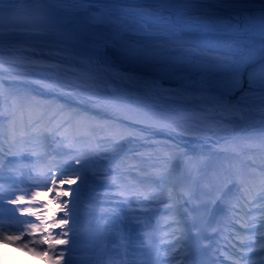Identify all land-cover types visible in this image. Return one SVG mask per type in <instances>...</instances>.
<instances>
[{"label":"rangeland","instance_id":"rangeland-1","mask_svg":"<svg viewBox=\"0 0 264 264\" xmlns=\"http://www.w3.org/2000/svg\"><path fill=\"white\" fill-rule=\"evenodd\" d=\"M104 6L113 9L115 15L124 17L127 21L138 20L144 15V9L153 12L159 9L156 3H143L142 0H120L118 3H108ZM169 10L167 11L173 20H176L179 15L181 23L195 24L197 17L202 20L221 18L210 16L196 3H189L186 7L178 4L177 8ZM256 12L252 11L248 14L255 15ZM240 23L243 25V16ZM152 31L159 32L162 29L153 28ZM219 36H228L231 40L248 37L246 34L233 36L192 31L186 33L185 38L179 41L169 40L163 35L155 40L170 53L215 63L216 57L211 55L215 51L206 52L201 46L211 42V38ZM228 50L233 51L231 47H225L223 53ZM195 51H198L199 55L194 56ZM37 60L38 58L33 57L26 62L33 63ZM41 63L45 67L46 63ZM35 64L18 66L1 63L0 65V113L9 118L8 125L6 123L8 134L13 124L19 130L24 128L28 138H33L44 130L49 140H52L51 137L58 138L53 151L63 153L62 151L69 149L75 152L79 149L78 147H82L80 149L88 150L87 154H91L81 158H64L56 163L57 166H51L52 169L40 168L36 173L38 179L42 176L47 177L45 181L39 180L34 184L35 186L39 184L34 192L44 193L40 197L44 198V204H48L44 218L46 219V214L51 212L52 218H64L69 221L63 229L55 228V232L52 233L56 239L68 240L67 244L55 245V254L64 252L61 264H96L97 261L100 264H116L115 261L107 263L104 260L107 257H115L123 250L120 248V240L124 239L127 240L125 254L131 260L137 261L142 257L141 238L146 239L150 236L149 228L156 222H162L159 225V238L153 244L160 250L158 255L161 264H182L180 253L183 248L177 245L181 235L179 227L173 225L176 223L173 217L168 218L171 212L174 211L182 217V222L184 221L187 225L191 237L195 238L202 225L200 221L206 225L205 214L207 210L213 208L215 203L212 201L222 200L215 199L221 187L218 180L221 174L235 175L242 172L245 175L250 170L252 174L246 177H249L252 182L253 192L259 191V177L261 173H264V140L262 138L264 129L262 127L254 131H241L242 135L237 139L228 138L231 136V125L218 126L213 123H203L199 119L189 120L182 126L185 133H195L192 137L181 135L170 129L147 128L126 121L121 117L120 112L114 114L95 104L89 99L92 94L85 93L77 82L72 81L65 74L60 75L57 82L59 85H57L48 78L41 77L40 74L28 73L30 69L35 72L41 71ZM260 66L253 69V72L258 71ZM254 83L264 87L259 77ZM20 84L28 85L40 93H53L68 102L84 105L87 111L103 113L105 119L94 122L84 114L72 117L70 113L64 112L62 105H51V102L43 103L30 98L21 104L23 89ZM263 91L264 88L254 95L264 98ZM262 98L250 99L248 103L254 106L262 105L260 102ZM253 115L256 117L264 115V111L254 112ZM61 130L64 133L59 137L57 131ZM22 137L24 136L17 133L16 140H8L9 145H5L3 149L18 147L20 143L13 142ZM67 141L70 143L67 144ZM0 153L3 154L1 151ZM29 156L34 158L30 154ZM185 156L190 160L183 166ZM6 157L10 159L14 156ZM76 159H80L81 163L76 164ZM87 162L91 164H86ZM73 165L75 167L71 170L72 173L57 179L58 184L64 178H75L77 175L82 177L72 185L66 184L64 188L65 191H69V195L62 196L61 202H67L68 208L71 209L70 216L65 217L56 204L50 201L47 188L52 186L51 179L54 178L56 170H62L64 167L70 170ZM130 174L142 177V184L137 185L140 186L139 189H130L131 183H126L127 185L118 183V179L128 180ZM194 177H196L195 183H193ZM178 179H181V184L176 186ZM233 185L238 188L235 183ZM228 187L223 190L222 197L227 193ZM116 188L123 192L130 189L134 194H129L130 197L125 198L114 191ZM75 189H79L78 194L74 191ZM186 192L192 193V202L188 201ZM244 199L250 207H242L240 216L232 220L231 230L227 232L228 240L224 241L227 246L225 244L222 246L229 251L230 255H221L220 264H264V250L259 248V244L254 240L241 242V238L245 236L260 239V233L264 231V228L260 227L261 218L264 217V207H261L264 205V200L256 196L252 203H248L247 198L244 197ZM203 204L204 206L206 204L208 208L206 211L201 210ZM40 207V203H36V208ZM199 212L203 215V220ZM210 216L211 211L206 214V221L210 220ZM244 222H248L249 227L242 228L241 224ZM253 223L255 227H252ZM122 229L127 231L121 238L120 230ZM205 230L209 231V228ZM63 232H68V236L64 237ZM37 235L40 236V233L37 232ZM92 238H98L101 242L93 244ZM28 242V239L23 238L20 244ZM20 250L24 251L22 248ZM143 255L149 258V249L145 250ZM4 256L6 260H8L7 256L11 257L9 253ZM39 259L43 264H49L47 256L39 257ZM8 261L12 264L11 260ZM148 262L152 263V260Z\"/></svg>","mask_w":264,"mask_h":264},{"label":"bare ground","instance_id":"bare-ground-1","mask_svg":"<svg viewBox=\"0 0 264 264\" xmlns=\"http://www.w3.org/2000/svg\"><path fill=\"white\" fill-rule=\"evenodd\" d=\"M0 7L6 10H12L17 12H24L26 10H38V11H53L62 14L72 15L87 22L88 13L84 12L83 10H76L78 6L73 5L71 3H64L62 0H4L3 4H0ZM95 6L89 9V12L94 11ZM117 16V15H116ZM118 17V16H117ZM48 39V40H47ZM45 40L49 41L46 42ZM52 41V43H51ZM152 45H159V42L153 39L149 41ZM162 54L164 57H176L181 56L174 53H170L167 50L162 49ZM39 56V57H38ZM83 56V57H81ZM90 52L84 49L80 43V36L73 34L68 31H42L39 33H18V32H0V65L1 63L7 64H16L18 66H30L35 64L41 70L40 72H35V70H29L28 73L32 74H40L41 77L48 78L51 80L52 83H56L59 85L58 78L61 74H65L69 77L72 81L77 82L80 87L83 89L85 93H91L93 96L95 95H103L104 93L108 92L109 96L103 97L106 100L113 101L118 103L121 106L120 112H125L126 114L132 115L138 112L135 103L131 104L129 99H124L122 94L119 95L115 92V89L118 91V88L121 87L124 82V78L126 77L127 70H144L148 72V75L151 76L157 83L160 85L161 89H167L169 92L174 93V97L170 98L166 95H162L160 100L165 102L173 101L177 102L180 99H185V105L191 104V99L187 98L193 94L191 91L193 87H196L198 83H195V76L196 71L205 72L207 73H216V75H222L221 73L214 72L210 65L214 64L207 61L197 60L191 56H188L189 62L183 66H173L171 65L170 60H164L162 63L158 64L155 67H142L139 64L133 63L128 59L122 57L116 50L111 49L110 53H107V57L109 62L112 65V68L118 70L119 75L115 74L113 70L108 69L104 64H98L95 60H89ZM38 58L37 61L26 62V60H31L32 58ZM42 59V61H41ZM51 61V62H50ZM46 63L45 67L44 64ZM50 62V63H48ZM245 73V72H244ZM139 76V75H138ZM184 76V80L181 77ZM247 75L244 76L245 85L249 90H262L264 87L259 86L258 84L254 83L252 88H249L248 81L246 79ZM207 83H212L215 86L216 82L219 79L211 78V77H203ZM183 82H189L188 89L183 88L180 86ZM26 88V87H25ZM158 91H162L158 88ZM167 91V92H168ZM111 92V93H109ZM166 92V90L164 91ZM264 92V91H263ZM121 93V92H120ZM196 93V92H194ZM255 93H248L246 96H249L248 99L251 97H257L254 95ZM253 95V96H252ZM28 97V94L23 93L21 97ZM25 97V98H27ZM191 97V96H190ZM24 98V99H25ZM259 99V97H258ZM175 100V101H174ZM245 98L239 99V103L242 105H248L251 107V104L248 103ZM27 100H21V104H24ZM54 105H69L67 102L65 103L61 97H56L52 101ZM253 107V106H252ZM258 107V106H257ZM263 108V107H262ZM251 120L257 121L256 118L251 117ZM3 117L0 114V130L3 125ZM232 121V129L237 127L236 122L239 121L238 117H234L233 119L228 120V122ZM245 126L237 132L246 131L244 130ZM234 132L233 134L237 133ZM41 140H45L48 143V147L53 149L54 141H48L44 134L42 133L40 136L34 138V145L29 146L30 151L32 152L34 149L37 148V145ZM24 144V143H23ZM26 146V144H24ZM28 147V146H27ZM48 148V149H49ZM20 154H16L19 153ZM84 152V151H81ZM23 150L21 151L20 147L14 151V155L12 159H9L7 163H2L0 166V232H3L7 235H18L21 232L28 231V224L24 223L25 221H32L36 223V219L29 213H25L21 215L20 210L28 207H32L36 209V203H40V206L44 204V198L39 197L35 204H29V201L32 199V190L31 188L33 185L31 184L33 179V175H31V168L30 166L33 164L37 165L36 159L31 157H25L23 154ZM95 153V152H94ZM54 158H59L57 153H54ZM19 164H23L18 166ZM25 169V170H23ZM65 187V185L63 186ZM22 189H25L24 192ZM17 197L22 198L21 206L18 204H13L10 201L17 199ZM231 198L230 196L224 197L220 202L216 203L214 209L219 213H225L224 207L230 204ZM240 202V201H239ZM18 206V208H14ZM12 207V208H11ZM11 208V209H9ZM51 212H48L46 215V219L51 222ZM4 220L10 221V223H3L1 222ZM185 227H187L185 225ZM203 224L200 226L199 237L196 241L190 238V240L186 244V250L191 251L190 258L192 264H213L209 258L201 259L200 256L202 251H193L196 250L195 245L196 242L202 241L204 239H209L210 236L206 237L205 231H203ZM53 233L55 229H50ZM126 232V229L120 230V237L122 238L124 235L123 233ZM158 232L157 224H153L151 227V236L149 239H141L140 248L142 257H140L137 261H133L128 257L124 249H127V240H123L121 242L120 248L123 249L119 254L115 255V257H107L104 261L110 263L115 261L116 264H161V260L159 258L160 250L153 246L155 242V238ZM39 236L37 233L33 234L32 237H27L28 240H35L38 239ZM23 240V239H22ZM21 240V241H22ZM21 241L17 243L20 244ZM194 244H193V242ZM101 242L98 238H92L91 243L97 244ZM201 244V243H199ZM47 246V245H46ZM207 244L203 245V248H208ZM190 248V249H189ZM155 250V254L150 252L149 258L143 255L144 251L146 250ZM9 253L11 255L7 256L8 260H11L12 264H43L38 256H33L31 253H25L24 251L15 248L12 245H5L0 244V264H9V261L6 260L4 254ZM4 256V257H3ZM151 262H148L149 260ZM188 260L185 259V263H188ZM202 261V262H201ZM96 264H100L97 261Z\"/></svg>","mask_w":264,"mask_h":264},{"label":"snow or ice","instance_id":"snow-or-ice-1","mask_svg":"<svg viewBox=\"0 0 264 264\" xmlns=\"http://www.w3.org/2000/svg\"><path fill=\"white\" fill-rule=\"evenodd\" d=\"M4 0H0V4H3ZM64 3H71L78 6L76 10H83L88 13L87 24L96 29H100L99 33H93L90 36L82 34L80 36L81 46L90 52L89 60H95L98 64H104L108 69L114 71L119 75L118 70L112 68L111 63L107 57V50L112 48L116 50L122 57L139 64L142 67H155L162 63L164 60H170L173 66H183L189 62V57L176 56V57H164L162 54L163 45H152L149 41L165 36L169 40H182L185 38L186 33L196 31L199 33L208 34H225L233 36L247 35L249 43L247 47H242L238 50V53L234 56L227 58L216 57V63L210 65L214 72L222 74V77L216 82L215 87L218 88L224 94H234L241 91L244 87V71L248 66L256 63L258 60L264 62V0H211L212 3L217 5L231 8L235 5H243L249 7H257L258 11L255 15H249L245 13L243 16V25H241V17L237 15L235 17L236 23L232 22V19H200L196 18L195 24L193 22L181 23L179 15L176 20H173L171 15L164 16L162 13L165 9L160 8L155 12L144 9V15L140 16L138 20L127 21L124 17H117L113 9L105 7L108 3H118L120 0H62ZM143 3H158L164 4L170 2V0H142ZM192 2V0H188ZM207 2V0H203ZM95 6L94 11L89 12V9ZM4 9L0 7V12ZM171 11V10H169ZM205 12H209L208 9H204ZM71 24L72 21H69ZM153 28H160L162 31H152ZM199 55L198 51L194 52V56ZM259 77L260 82L264 85V63L261 64L258 71L248 73V86L252 88L256 78ZM89 99L95 104L102 106L108 111L118 114L121 110V106L113 101L104 99L100 95H90ZM119 135V133H117ZM76 164H80L81 160L76 159ZM63 175V174H62ZM198 176V172H197ZM82 177L77 175L75 178H64L59 181L55 178L51 179V187L47 188L50 201L55 203L57 208L64 213L65 217L70 216L71 209L68 208L67 202H61L62 196H68L69 191H65L64 185H72L81 180ZM196 177L193 178L195 183ZM221 187L217 192L215 199L222 198V192L229 184L235 183L238 186V191L247 198L248 203H252L256 196L264 200V173L259 177V191L253 192L251 188V180L246 177L242 172H238L235 175L229 173H223L218 177ZM73 191V190H70ZM77 194L79 189L74 190ZM44 193L36 191L32 194V199L29 204H35L37 199ZM185 195L189 202H192V193L186 192ZM147 198V197H146ZM13 204L22 203V198L10 201ZM215 202L214 200L212 201ZM261 207H264L262 205ZM48 208V204H43L40 208H24L21 209V215L29 213L35 217L39 223H33L32 221H25L28 224V231L21 232L19 235H6L0 232V244L12 245L18 249L22 248L25 252L31 253L33 256L48 257L49 264H61L64 258V252L55 254V245H64L68 243L67 239H56L53 236L50 229L64 228L68 225V219L52 218L51 222L44 218V213ZM261 228H264V217L261 218ZM242 228L249 227L248 222L241 224ZM255 227V224H252ZM70 231V230H69ZM39 232L38 239L29 240L28 243L19 244L25 235L32 237L33 234ZM63 236L67 237L68 232H63ZM247 240H254L259 244V248L264 250V231L260 233V239L256 240L253 236H245L241 238V242L244 243ZM47 245V247H41ZM255 251V249H251Z\"/></svg>","mask_w":264,"mask_h":264},{"label":"water","instance_id":"water-1","mask_svg":"<svg viewBox=\"0 0 264 264\" xmlns=\"http://www.w3.org/2000/svg\"><path fill=\"white\" fill-rule=\"evenodd\" d=\"M112 48L107 50V53L111 52ZM262 61H257L256 63L251 64L248 68L245 69L244 76L247 75L246 79L248 81V73L253 72L257 66L261 65ZM126 77L124 78V84L118 88V91L115 89L117 94H122L124 99L132 100L131 104H134L138 109L136 113L129 115L125 112H120L121 117L126 121L142 125L147 128H159V129H170L176 133H180L184 136H194L195 133H185L183 131L184 124L188 123L189 120H200L205 123H213L220 125H231L232 121L228 120L233 119L235 116L238 117L239 121L236 122L237 127H234L231 131V136L228 137L232 139L235 137L237 139L241 136V132H237L240 128L244 126L246 131H254L256 128L264 127V115H259L256 117L253 115L254 112L264 111V99H261L262 105L254 106L251 105H242L239 103V99H246L245 97L248 93H256L258 90L253 91L254 89L249 90L245 85L241 91H238L234 94H224L218 88H216L212 83H207L203 77H211L220 79L222 75H216V73H205L196 71V76L194 78L195 83H198L196 87H193L191 90L193 94H189V99H191V104H187L185 99H180L177 102L168 101L165 102L160 100L161 96L164 94L170 98L174 97V93L169 92L167 89H161L160 83H154L155 81L148 75V72L144 70H127ZM139 75V76H138ZM184 76L181 77L184 80ZM189 82H183L180 84L181 87L188 89ZM158 88L162 91H158ZM166 90V92H164ZM168 91V92H167ZM121 92V93H120ZM196 92V93H194ZM111 93V92H109ZM108 92L101 95L102 97L109 96ZM191 96V97H190ZM258 97H251L250 99H257ZM248 99V100H250ZM247 100V101H248ZM175 101V100H174ZM250 104V103H249ZM253 106V107H252ZM263 107V108H262ZM254 117L257 121L251 120L250 118ZM245 131V132H246ZM234 132H237L233 134ZM234 139V140H235Z\"/></svg>","mask_w":264,"mask_h":264},{"label":"trees","instance_id":"trees-1","mask_svg":"<svg viewBox=\"0 0 264 264\" xmlns=\"http://www.w3.org/2000/svg\"><path fill=\"white\" fill-rule=\"evenodd\" d=\"M189 3H196L200 6V8L208 9L209 10L208 13L212 17L219 16L221 17L219 19H232L233 23H236L234 18L237 15L241 17L244 16L245 13L248 14L252 11H258L257 7H249L243 5H235L231 8H226L217 5L215 3H212L211 0H207V2H203V0H192V2H188V0H170V2L168 3H164V4L156 3V4L158 5L159 9L160 8L165 9V11L162 14L167 16L170 14L167 10L177 8L178 4H181L183 5V7H186ZM219 37L211 38V42L201 46V48L206 52L213 50L218 55V57L227 58L236 55L240 48L247 47L249 43L254 42V41H249V38L246 36L237 38L235 40H231L230 37L228 36H222L220 38ZM225 47L226 48L231 47L233 51L228 50V52L223 53Z\"/></svg>","mask_w":264,"mask_h":264}]
</instances>
